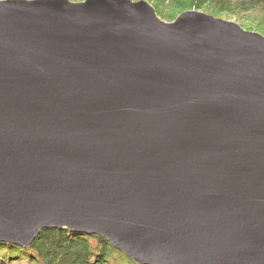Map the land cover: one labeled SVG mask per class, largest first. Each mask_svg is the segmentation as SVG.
Masks as SVG:
<instances>
[{"label":"water","instance_id":"water-1","mask_svg":"<svg viewBox=\"0 0 264 264\" xmlns=\"http://www.w3.org/2000/svg\"><path fill=\"white\" fill-rule=\"evenodd\" d=\"M50 227L140 264H264V34L148 0H0V240Z\"/></svg>","mask_w":264,"mask_h":264},{"label":"trees","instance_id":"trees-1","mask_svg":"<svg viewBox=\"0 0 264 264\" xmlns=\"http://www.w3.org/2000/svg\"><path fill=\"white\" fill-rule=\"evenodd\" d=\"M148 1L159 16L168 21L174 20L186 10L196 9L216 17L236 19L244 28L264 34V0ZM0 264L140 263L103 236L50 227L43 229L28 246L0 240Z\"/></svg>","mask_w":264,"mask_h":264},{"label":"rangeland","instance_id":"rangeland-1","mask_svg":"<svg viewBox=\"0 0 264 264\" xmlns=\"http://www.w3.org/2000/svg\"><path fill=\"white\" fill-rule=\"evenodd\" d=\"M234 21H236V22H238L236 19L234 20ZM239 23V22H238ZM240 24V23H239ZM241 25V24H240ZM242 26V25H241ZM16 252V251H15ZM2 254V253H1Z\"/></svg>","mask_w":264,"mask_h":264}]
</instances>
